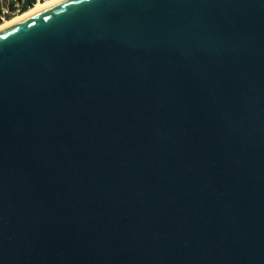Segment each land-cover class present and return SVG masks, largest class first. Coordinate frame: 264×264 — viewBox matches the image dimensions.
Returning a JSON list of instances; mask_svg holds the SVG:
<instances>
[{
    "label": "water",
    "instance_id": "1",
    "mask_svg": "<svg viewBox=\"0 0 264 264\" xmlns=\"http://www.w3.org/2000/svg\"><path fill=\"white\" fill-rule=\"evenodd\" d=\"M0 264H264V0L0 29Z\"/></svg>",
    "mask_w": 264,
    "mask_h": 264
},
{
    "label": "trees",
    "instance_id": "2",
    "mask_svg": "<svg viewBox=\"0 0 264 264\" xmlns=\"http://www.w3.org/2000/svg\"><path fill=\"white\" fill-rule=\"evenodd\" d=\"M38 0H5L7 3L8 9L11 11V14H9L8 18H12L17 13H22L31 7L34 6V4ZM15 13V14H12Z\"/></svg>",
    "mask_w": 264,
    "mask_h": 264
},
{
    "label": "bare ground",
    "instance_id": "3",
    "mask_svg": "<svg viewBox=\"0 0 264 264\" xmlns=\"http://www.w3.org/2000/svg\"><path fill=\"white\" fill-rule=\"evenodd\" d=\"M55 0H38L33 7H31L30 9L22 12V13H19L17 15H14L12 18H7L6 20L0 22V29L6 27V26H9L10 24L22 19L23 17L27 16L28 14L32 13L33 11L37 10L38 8L46 5V4H49L51 2H53Z\"/></svg>",
    "mask_w": 264,
    "mask_h": 264
},
{
    "label": "rangeland",
    "instance_id": "4",
    "mask_svg": "<svg viewBox=\"0 0 264 264\" xmlns=\"http://www.w3.org/2000/svg\"><path fill=\"white\" fill-rule=\"evenodd\" d=\"M9 14H11V11L8 9L7 3L5 2V0H0V22L6 20L9 17Z\"/></svg>",
    "mask_w": 264,
    "mask_h": 264
}]
</instances>
